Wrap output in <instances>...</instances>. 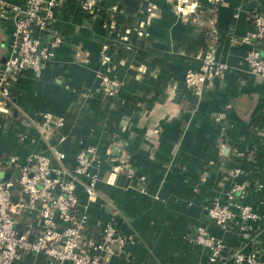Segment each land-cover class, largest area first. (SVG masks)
I'll list each match as a JSON object with an SVG mask.
<instances>
[{
  "label": "crops",
  "instance_id": "obj_1",
  "mask_svg": "<svg viewBox=\"0 0 264 264\" xmlns=\"http://www.w3.org/2000/svg\"><path fill=\"white\" fill-rule=\"evenodd\" d=\"M55 1L51 22L35 33L61 43L39 74L25 70L10 85L0 129L4 176H17L35 152L73 174L79 150L91 148L100 160L90 166L94 196L77 177L75 213L85 215L83 232L96 243L107 222L128 237L104 252L110 264H234L235 250L264 261V77L247 68L242 42L256 18L264 23V0H97L93 12L79 0ZM25 4L0 0V72ZM256 45L264 55V41ZM206 53L227 68L198 97L184 76ZM101 74L117 85L102 89ZM234 185L258 217L247 233L217 228L206 214ZM14 198L24 202L17 191ZM16 220L29 239L41 229L37 209L25 206ZM198 227L226 250L210 259L193 242ZM14 264L45 258L29 253Z\"/></svg>",
  "mask_w": 264,
  "mask_h": 264
},
{
  "label": "built area",
  "instance_id": "obj_2",
  "mask_svg": "<svg viewBox=\"0 0 264 264\" xmlns=\"http://www.w3.org/2000/svg\"><path fill=\"white\" fill-rule=\"evenodd\" d=\"M56 3L55 0H26L25 6L16 14L13 39L0 72V129L1 120L10 113V85L25 70L39 74L52 58L54 48L61 43L59 37L44 43L35 33L47 28ZM79 5L81 10L93 12L97 0H79ZM257 41H264V23L256 18L253 30L242 38V42L249 45L243 60L250 72L264 77V55L256 47ZM226 68V64L206 53L201 56L198 69L186 71L184 81L200 97L204 86H209ZM116 85V80L109 76H99L102 89L109 91ZM44 119V124H48L53 117L45 113ZM56 124H61L60 120ZM63 157L62 152H54L56 160L61 161ZM92 163L100 164L95 152L91 148H82L76 156L74 173L66 175L63 170L51 165L47 154L35 152L18 167L17 176H4L0 160V264H14L22 255L29 253L42 254L45 264H110L103 257L104 252H109L114 245L122 247L128 237L117 232L113 223L107 222L102 229L101 242L96 243L83 232L85 215L75 213L77 177L87 179L84 190L89 197L94 196L95 175L90 173ZM236 173L237 170L234 171ZM114 180L115 173L109 172L106 183H113ZM242 190L243 187L234 185L226 192L224 201L214 198L206 206V214L217 228L236 225L241 233L253 229L258 217L249 205L240 201ZM14 191L23 196L24 202L14 198ZM25 206L37 209L41 220V229L33 239L17 228L16 214ZM56 217L62 225L56 222ZM192 239L207 249L210 259L226 250L225 244L203 227L195 230ZM231 255L234 264H264L254 252L235 250Z\"/></svg>",
  "mask_w": 264,
  "mask_h": 264
},
{
  "label": "water",
  "instance_id": "obj_3",
  "mask_svg": "<svg viewBox=\"0 0 264 264\" xmlns=\"http://www.w3.org/2000/svg\"><path fill=\"white\" fill-rule=\"evenodd\" d=\"M103 257H105V256H103Z\"/></svg>",
  "mask_w": 264,
  "mask_h": 264
}]
</instances>
